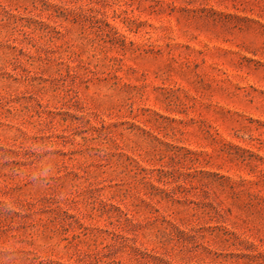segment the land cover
Instances as JSON below:
<instances>
[{
	"label": "rangeland",
	"instance_id": "374dc122",
	"mask_svg": "<svg viewBox=\"0 0 264 264\" xmlns=\"http://www.w3.org/2000/svg\"><path fill=\"white\" fill-rule=\"evenodd\" d=\"M0 264H264V0H0Z\"/></svg>",
	"mask_w": 264,
	"mask_h": 264
}]
</instances>
